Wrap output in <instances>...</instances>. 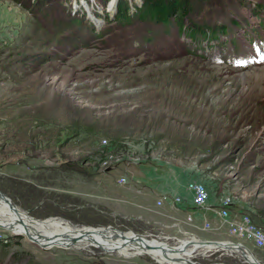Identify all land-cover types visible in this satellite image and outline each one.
Returning <instances> with one entry per match:
<instances>
[{
    "label": "rangeland",
    "instance_id": "obj_1",
    "mask_svg": "<svg viewBox=\"0 0 264 264\" xmlns=\"http://www.w3.org/2000/svg\"><path fill=\"white\" fill-rule=\"evenodd\" d=\"M19 1L0 0V191L19 211L34 221L60 218L175 249L191 238L238 242L218 215L201 225L161 208L124 214L114 188L125 165L108 172L85 165L102 151L120 152L144 159L128 166L136 169L171 164L140 173L159 189L174 185L185 205L183 186L200 180L216 192L211 205L231 196L264 229V33L247 34L264 25V0L195 6L190 18L224 26L197 49L182 47L173 17L170 25L136 15L105 19L118 4L133 9L142 0ZM77 11L87 21L71 15ZM254 11L261 24L249 16ZM88 16L99 20V35ZM188 25L184 18L182 30L192 39ZM192 49L196 55L187 53ZM0 241V264H158L100 248H45L2 228ZM243 241L264 264V248ZM193 256L195 264H245L222 251Z\"/></svg>",
    "mask_w": 264,
    "mask_h": 264
},
{
    "label": "bare ground",
    "instance_id": "obj_2",
    "mask_svg": "<svg viewBox=\"0 0 264 264\" xmlns=\"http://www.w3.org/2000/svg\"><path fill=\"white\" fill-rule=\"evenodd\" d=\"M32 219L28 214L19 211L11 199L7 201L4 196L0 195V228L15 235H27L33 239L32 241L45 248L59 245L63 247L75 245L88 249L100 248L103 251L117 252L125 257L148 255L158 264H195L192 262L193 254L205 256L207 252L220 251L242 260L245 264H255L254 261L257 260L248 253V249L240 247L238 243L235 245L226 242L228 243L226 246L224 242L204 243L201 240L191 238L185 241L194 242L193 246L184 247V243L180 241V244H183L175 249L159 242H147L146 239H138L133 233L122 234L102 229L79 228L60 218L45 221ZM241 244L244 247L246 245ZM183 247L187 250L182 249ZM261 264L263 263L261 262Z\"/></svg>",
    "mask_w": 264,
    "mask_h": 264
},
{
    "label": "crops",
    "instance_id": "obj_3",
    "mask_svg": "<svg viewBox=\"0 0 264 264\" xmlns=\"http://www.w3.org/2000/svg\"><path fill=\"white\" fill-rule=\"evenodd\" d=\"M171 164H169L168 162H162V163H158L157 165H148L145 166V168H143L144 170L146 169H159V168H163V167H167L170 166ZM114 169V168H113ZM143 169H136V167L132 166V167H125V166H121L119 167L120 170V174L118 179L123 176L126 172H127V177L128 180H133L132 182L136 181L137 183L133 186L131 184L127 183H118V181H116V185H118L117 190H115L116 188H114L115 191V195H116V203L123 207V211L124 214L126 215H131V216H142L143 215H154V210L155 208H157V212L158 209H163V210H168L170 213L169 214H175V215H181L185 218V221H189L193 224H201L203 223V221H209L211 224L213 221H216V211L218 210V205L219 202L217 204H213L211 205L208 202V205L205 208H194L191 205L190 202V197H189V204L190 205H185L183 203H173V198L175 196H179L178 194L174 193L176 191L175 186L168 184L167 187L165 188L164 186L161 187V189H159V183L154 182L151 180V177H145V176H141V170L142 172L144 171ZM131 170V173L129 172ZM130 175H134V176H130ZM133 177V178H132ZM132 178V179H131ZM117 179V180H118ZM143 182V184H141ZM206 183V182H205ZM183 185V184H182ZM106 186V190H108L107 186ZM181 186V184H180ZM179 186V188H180ZM135 187V188H133ZM169 187V188H168ZM208 187V185H207ZM138 188H143L141 191L138 190ZM168 188V189H167ZM183 191L186 193V186H183ZM209 189V194L212 197V195H214L216 192H212L211 194V189L208 187ZM166 192V193H164ZM152 194V196L150 194ZM171 194L170 196L168 195ZM173 193V194H172ZM165 196L166 198L162 201L161 205H157L156 201L162 197ZM209 196V198H210ZM182 197V196H180ZM183 198V197H182ZM211 199V198H210ZM220 201V200H219ZM244 211V210H243ZM132 212V213H131ZM242 211H240L237 207V203L234 202V204L231 207V213L233 217L238 216ZM160 213V212H158ZM216 218V219H215ZM218 223V221H217ZM215 226H218L217 224ZM215 241H219V240H215Z\"/></svg>",
    "mask_w": 264,
    "mask_h": 264
},
{
    "label": "built area",
    "instance_id": "obj_4",
    "mask_svg": "<svg viewBox=\"0 0 264 264\" xmlns=\"http://www.w3.org/2000/svg\"><path fill=\"white\" fill-rule=\"evenodd\" d=\"M103 144L106 141L103 140ZM144 159L138 155L135 157L127 158L124 153H109L102 151L101 154H97L93 158H88L85 161V165L97 166L95 167L97 171H106L109 168H115L117 165L123 164L128 167L130 164H140ZM161 163L162 161H156ZM123 167V166H122ZM94 168V167H93ZM118 183H126L128 181L127 172L121 176ZM187 196L190 197L191 205L194 208H205L208 205L209 200V189L205 182L203 181H191L186 186ZM165 196L160 197L157 201V205H161ZM184 198L180 196H175L173 198V203H183ZM234 200L231 196H223L220 198L218 210L216 214L219 216L221 224L227 227L229 235L236 241L246 244L243 240H247L255 248H264V229L258 226L252 216L247 212H241L238 216L233 217L231 213V207L234 204ZM207 227L210 226L206 223Z\"/></svg>",
    "mask_w": 264,
    "mask_h": 264
},
{
    "label": "trees",
    "instance_id": "obj_5",
    "mask_svg": "<svg viewBox=\"0 0 264 264\" xmlns=\"http://www.w3.org/2000/svg\"><path fill=\"white\" fill-rule=\"evenodd\" d=\"M16 1H18L21 4L19 0ZM202 2H206V1L205 0H142V5L138 7L135 6L133 11H131V7H127L126 4L123 2L121 4H118L113 19H110L108 13H105V19L108 22H113V23H115L116 21L123 22L125 20L129 22L130 19L133 18V15H136L137 19L139 20H146L150 18L152 21H159L162 24L166 23L170 25L171 22H169V18L173 17L175 19L174 21L176 22V24H178L179 31L183 32L182 28L184 25V18H185L189 23L187 29L189 30L194 29V33L203 32V28L197 24V20H195V18H190V15L195 14L196 11L198 10V8L195 6H197ZM253 13H255V15L257 16L256 18L258 20L260 18V16L258 17L259 12L256 11L251 12L249 16L252 17ZM78 14H80L79 11L74 12L71 15L74 18H79ZM176 16H178V18ZM85 17H86V13L85 11L84 12L82 11L81 17L79 19L83 20ZM74 21L77 22L76 20ZM85 21H87L86 18ZM107 21L105 23H108ZM92 24H93L92 22L88 23V28L95 30V27ZM0 244L2 247L6 246V244L2 243L1 241Z\"/></svg>",
    "mask_w": 264,
    "mask_h": 264
},
{
    "label": "water",
    "instance_id": "obj_6",
    "mask_svg": "<svg viewBox=\"0 0 264 264\" xmlns=\"http://www.w3.org/2000/svg\"><path fill=\"white\" fill-rule=\"evenodd\" d=\"M96 21V20H95ZM111 170V168H109V169H107L106 171H110ZM0 195L1 196H4L5 197V199L7 200V201H9V197L8 196H6L3 192H1L0 191ZM15 208V207H14ZM15 211H16V208H15ZM107 227H111V226H107ZM27 236V235H26ZM139 236V235H138ZM28 237V236H27ZM29 239H31V240H33L31 237H28ZM204 243H206V242H210V243H213V241H215V240H213V241H209V240H202ZM178 243H179V240H178ZM178 243L177 244H174V245H172V246H177L178 245ZM230 243H238V242H232V241H230ZM226 244V246L228 245V243H225ZM194 245V242H191V241H188V242H186L185 244H184V247H191V246H193ZM238 245L240 246V247H242V248H244V249H247V247L245 248L244 247V245H242L241 243H238ZM251 253V252H250ZM193 258L195 257V256H192ZM191 262V261H190ZM255 262V264H261V262L259 261L258 262V260H255L254 261Z\"/></svg>",
    "mask_w": 264,
    "mask_h": 264
}]
</instances>
